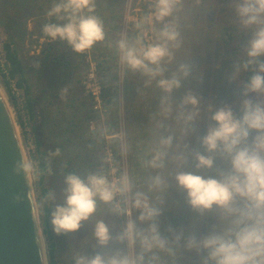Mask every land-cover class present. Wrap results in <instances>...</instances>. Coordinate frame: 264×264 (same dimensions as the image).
Segmentation results:
<instances>
[{
    "label": "rangeland",
    "instance_id": "rangeland-1",
    "mask_svg": "<svg viewBox=\"0 0 264 264\" xmlns=\"http://www.w3.org/2000/svg\"><path fill=\"white\" fill-rule=\"evenodd\" d=\"M52 0H0V70L9 69L5 61L4 44L13 41L25 69L27 85L18 87L16 79L1 76L0 92L10 108L18 141L24 157L34 162L37 173L30 176L46 264H51L53 244L54 264H74V256L83 252L89 256L105 249L94 248L91 222L67 236H56L50 223L51 205L44 191L55 192L56 201L63 200L65 175L72 173L83 179L89 172L103 171L109 178L127 172L139 191L154 174L146 161L160 140L171 135L175 143H187L193 150L202 151L199 137L204 134L209 105L220 107L238 100L242 84L252 74L241 70L232 79L235 68L245 59L243 48L250 37L238 23L232 0H183L175 14L181 45L174 49V58L166 66L165 77L181 63L194 66L192 74L182 81L172 94L178 105L186 90L200 98L201 117L196 130L182 134V125L173 111L161 110L163 95L156 81L133 72L120 62L116 42L128 37L129 42L141 37L144 44L155 42V31L163 27L156 23L138 28L137 22L152 11L154 0H95V15L104 24L105 40L86 53L76 54L60 41L38 45L45 13ZM55 23L56 21H51ZM38 65V67L36 66ZM10 89L8 94L5 86ZM67 89L64 94L63 90ZM33 100L31 113L27 97ZM48 163L40 181L39 152ZM193 161L181 170L192 171ZM170 165L164 174L171 172ZM211 174V173H209ZM170 179V177H169ZM105 205H98L94 221L103 216L110 228L119 230L124 218L108 216ZM49 213L47 214V210ZM196 214L187 208L183 194H165L162 227H177L206 233L219 229L215 210L194 222ZM49 225L50 232L44 229ZM177 264H198L195 254L184 252Z\"/></svg>",
    "mask_w": 264,
    "mask_h": 264
},
{
    "label": "clouds",
    "instance_id": "clouds-1",
    "mask_svg": "<svg viewBox=\"0 0 264 264\" xmlns=\"http://www.w3.org/2000/svg\"><path fill=\"white\" fill-rule=\"evenodd\" d=\"M183 0H154L152 10L137 27L156 23L155 42L144 44L141 37L116 42L120 62L133 72L156 81L163 95L161 110L175 111L182 134L196 130L201 117L200 98L186 90L178 105L172 94L193 72L190 63H181L167 78L166 66L181 45L175 14ZM240 28L250 33L243 48L245 59L235 68L232 79L241 70L252 74L239 89L238 100L220 107L209 105L204 134L196 151L187 143H175L169 135L160 140L146 161L154 170L143 191L127 172L109 178L103 171L89 172L83 179L69 173L64 177L63 200L49 192L50 223L56 236L77 232L91 222L94 248L105 249L89 256H74V264H177L184 252L195 254L198 264H264V0H232ZM95 0H52L45 23L36 37L38 45L60 41L72 52L83 54L105 40L103 21L95 14ZM55 20L53 23L51 21ZM38 67V65H36ZM67 93V89L63 90ZM192 171H183L189 160ZM173 165L171 172L164 170ZM16 174L35 176L33 161L22 157L15 165ZM211 173V174H209ZM170 177V179H169ZM183 194L185 204L198 222L216 211L219 229L203 234L172 224L162 227L165 194ZM104 213L123 217L119 230L110 228L103 216L92 221L98 205ZM34 213L38 208L33 209Z\"/></svg>",
    "mask_w": 264,
    "mask_h": 264
},
{
    "label": "water",
    "instance_id": "water-1",
    "mask_svg": "<svg viewBox=\"0 0 264 264\" xmlns=\"http://www.w3.org/2000/svg\"><path fill=\"white\" fill-rule=\"evenodd\" d=\"M22 157L14 120L0 94V264H46L30 176L14 171Z\"/></svg>",
    "mask_w": 264,
    "mask_h": 264
},
{
    "label": "trees",
    "instance_id": "trees-1",
    "mask_svg": "<svg viewBox=\"0 0 264 264\" xmlns=\"http://www.w3.org/2000/svg\"><path fill=\"white\" fill-rule=\"evenodd\" d=\"M4 49H5V61H6V66H9L8 72L7 70L3 69L1 71V76L2 77H6V75H8V77H6L8 80L10 78L12 79H16V85L18 87H26V90L28 88L27 85V78H26V73H25V69L24 66L22 64V61L19 57V53L16 49V47L14 46V42L12 41H8L4 44ZM248 79V78H247ZM5 86H6V90L8 92V94L10 95V97L12 98V95L10 94V89L7 88V81H4ZM13 99V98H12ZM32 103L33 100L31 101L29 96L27 97V107L31 113V116L33 114L32 111ZM48 166V163L44 157V154L42 151L39 152V167L41 170L40 175V181L42 180L43 176L45 175L46 172V168ZM46 194H48V190L44 191ZM49 213V209L47 210V214ZM47 228L44 229L45 234H48L50 232V228L48 223L46 222ZM49 235V234H48ZM53 244L51 245V249H50V261L51 264H54V254H53Z\"/></svg>",
    "mask_w": 264,
    "mask_h": 264
},
{
    "label": "bare ground",
    "instance_id": "bare-ground-1",
    "mask_svg": "<svg viewBox=\"0 0 264 264\" xmlns=\"http://www.w3.org/2000/svg\"><path fill=\"white\" fill-rule=\"evenodd\" d=\"M0 94L2 95V93L0 92ZM2 97H3V99H4V96L2 95ZM4 102H5V104H6V106H7V108H8V111H9V113H10V116L12 117V119H13V114H12V112H11V110H10V108L8 107V104H7V102H6V100L4 99Z\"/></svg>",
    "mask_w": 264,
    "mask_h": 264
}]
</instances>
